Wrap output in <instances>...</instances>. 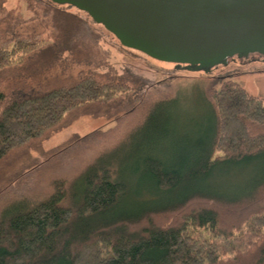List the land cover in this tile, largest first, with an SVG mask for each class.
Segmentation results:
<instances>
[{"label": "trees", "instance_id": "trees-1", "mask_svg": "<svg viewBox=\"0 0 264 264\" xmlns=\"http://www.w3.org/2000/svg\"><path fill=\"white\" fill-rule=\"evenodd\" d=\"M26 1L0 0V264H264V98L213 75L177 135L175 96L110 66L99 23ZM83 116L114 124L44 148ZM218 165L253 172L222 191Z\"/></svg>", "mask_w": 264, "mask_h": 264}, {"label": "water", "instance_id": "water-1", "mask_svg": "<svg viewBox=\"0 0 264 264\" xmlns=\"http://www.w3.org/2000/svg\"><path fill=\"white\" fill-rule=\"evenodd\" d=\"M51 1L86 12L126 48L187 68L264 55V0Z\"/></svg>", "mask_w": 264, "mask_h": 264}, {"label": "rangeland", "instance_id": "rangeland-1", "mask_svg": "<svg viewBox=\"0 0 264 264\" xmlns=\"http://www.w3.org/2000/svg\"><path fill=\"white\" fill-rule=\"evenodd\" d=\"M5 6L15 9L25 17L31 13L26 0H6ZM61 7L85 15L83 11L67 4H61ZM94 26L100 31L99 45L105 61L110 66L119 72L129 68L148 82L159 85L175 96L171 128H175L177 135H182L183 132L195 133L206 125L209 111L203 91L206 81L213 75L224 74L225 78L237 80L248 92L264 98V55L250 53L241 57L234 56L228 58L226 63L210 67L209 70L191 69L183 64L175 65L172 62L160 61L138 50L126 48L101 24ZM113 124L114 118L109 116H83L47 139L43 146L50 148L73 133L85 135L96 129L105 130ZM33 154L38 156L35 152ZM252 172L251 167L234 169L226 165H218L208 184L230 192L249 182Z\"/></svg>", "mask_w": 264, "mask_h": 264}]
</instances>
